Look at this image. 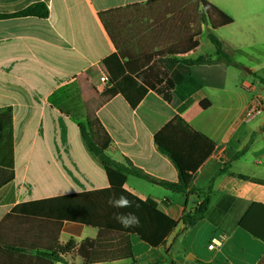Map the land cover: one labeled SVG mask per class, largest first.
Returning <instances> with one entry per match:
<instances>
[{
	"label": "crops",
	"instance_id": "obj_1",
	"mask_svg": "<svg viewBox=\"0 0 264 264\" xmlns=\"http://www.w3.org/2000/svg\"><path fill=\"white\" fill-rule=\"evenodd\" d=\"M207 1L234 19L213 33L239 66L217 63L225 72L222 88L204 86L182 102L148 90L133 108L101 82L102 75L110 77L103 61L118 55L125 76L135 79L154 62L215 59L207 35L212 29L202 22L199 0H0V15L34 3L49 9L47 18H0V111H12V137L0 134V167L13 163L15 173L0 188V264H84L76 252L62 253L58 246L98 236L97 228L70 221L67 201L61 199L109 187L106 170L86 147L78 124L47 101L64 86L56 99L80 120L100 121L116 162L178 182V171L159 151L155 136L181 117L216 148L223 146L212 159L223 161L227 145L235 151L247 147L230 171L260 180L223 174L208 191L197 170L191 188L199 185L201 195L209 197V212L185 230L182 215L202 198L128 175L126 190L153 199L179 224L164 246L153 248L131 235L132 259L92 264L259 262L264 254V0ZM254 97L261 99L263 111L243 122ZM206 101L210 106L203 109ZM184 130L168 140L191 144L195 137Z\"/></svg>",
	"mask_w": 264,
	"mask_h": 264
},
{
	"label": "trees",
	"instance_id": "obj_2",
	"mask_svg": "<svg viewBox=\"0 0 264 264\" xmlns=\"http://www.w3.org/2000/svg\"><path fill=\"white\" fill-rule=\"evenodd\" d=\"M199 2L201 4L199 12L202 16V22L210 25L212 29L208 31L207 35L215 48V59L201 56L195 60L158 61L154 62L152 66L148 67L147 71L135 79L125 76L126 66L120 61L118 55H113L103 61L110 73L113 89L122 94L133 108L139 104L148 90H154L168 102H182L189 99L192 94L204 86L222 88L225 81V72L217 66V63L239 66L226 53L223 44L213 33V30L232 24L234 19L207 0H199ZM48 16L49 9L46 4L34 3L17 13L0 15V18H47ZM64 87L51 94L47 101L53 108H56L78 124L86 147L98 158L106 170L109 180L108 188L61 198L67 201L66 209L70 221L92 226L99 230L98 236L94 239L87 238L79 244L69 241L65 245L58 246L59 251L62 253L76 252L83 259L84 264L132 259L131 235H137L153 248L164 246L166 238L179 224V221L160 210L158 203L153 199L142 200L126 190L124 184L128 175L157 183L174 192H193L199 198H202V201L196 204L192 210L185 211L182 215L180 222L184 225L185 230L193 227L198 220L206 217L209 212V197L201 195L203 192L198 187L199 185L196 188H191L193 174L197 170L201 169L200 181L204 180L207 182L206 189L208 191H211L215 179L223 174H229L252 182H260L256 178L235 174L230 171L233 162L245 154L247 147L240 151H235L231 146L227 145L224 149L225 159L223 161L212 159L211 156L223 146L220 145L216 148L214 141L194 130L181 117L175 118L155 136V143L159 151L168 156L175 165L178 171V182L156 179L135 167L131 162H126V164L116 162L108 153L112 142L111 137L100 121L96 118L80 120L72 113L74 110L67 108L56 99ZM200 105L203 109H207L210 106V102H201ZM0 115L2 120L0 134L4 138H11L12 111L6 109L0 111ZM184 129L195 137L191 138V144L187 142L174 144L168 140L171 135L180 134L182 136L185 134ZM14 176L13 163L7 165V167L1 166L0 188L13 180ZM113 195L116 197L120 195L127 196L133 202V207L123 209L110 207L108 199ZM135 205H139V208L137 209ZM116 212H135L140 218L139 226L128 229L123 228L113 218V214ZM152 264H161V262ZM172 264L175 263L172 262ZM257 264H264V254Z\"/></svg>",
	"mask_w": 264,
	"mask_h": 264
},
{
	"label": "clouds",
	"instance_id": "obj_3",
	"mask_svg": "<svg viewBox=\"0 0 264 264\" xmlns=\"http://www.w3.org/2000/svg\"><path fill=\"white\" fill-rule=\"evenodd\" d=\"M108 204L116 209L133 207V202L124 195L109 197ZM135 207L138 209L139 205H135ZM113 218L125 229L138 227L140 224V218L135 212H116L113 214Z\"/></svg>",
	"mask_w": 264,
	"mask_h": 264
},
{
	"label": "built area",
	"instance_id": "obj_4",
	"mask_svg": "<svg viewBox=\"0 0 264 264\" xmlns=\"http://www.w3.org/2000/svg\"><path fill=\"white\" fill-rule=\"evenodd\" d=\"M101 82L105 84L107 87H111L113 85L110 77L105 74L101 76ZM262 101L259 97H254L250 103V105L245 110L242 121L248 122L252 120L254 117L259 115L262 112ZM210 248H213V244L210 245Z\"/></svg>",
	"mask_w": 264,
	"mask_h": 264
},
{
	"label": "rangeland",
	"instance_id": "obj_5",
	"mask_svg": "<svg viewBox=\"0 0 264 264\" xmlns=\"http://www.w3.org/2000/svg\"><path fill=\"white\" fill-rule=\"evenodd\" d=\"M206 48H207V44H206L205 47L203 48V51H204V52H206V51H205ZM72 113L75 114V111H72ZM159 189H161V188H159ZM159 191H160L161 193H164L163 190H159Z\"/></svg>",
	"mask_w": 264,
	"mask_h": 264
},
{
	"label": "water",
	"instance_id": "obj_6",
	"mask_svg": "<svg viewBox=\"0 0 264 264\" xmlns=\"http://www.w3.org/2000/svg\"><path fill=\"white\" fill-rule=\"evenodd\" d=\"M246 71H247V72H250V70H249V69H246ZM191 258H192V257H191Z\"/></svg>",
	"mask_w": 264,
	"mask_h": 264
}]
</instances>
